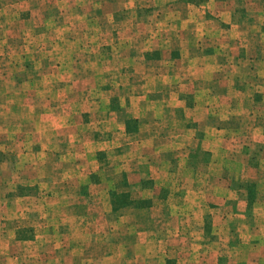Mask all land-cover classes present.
<instances>
[{
  "label": "rangeland",
  "instance_id": "rangeland-1",
  "mask_svg": "<svg viewBox=\"0 0 264 264\" xmlns=\"http://www.w3.org/2000/svg\"><path fill=\"white\" fill-rule=\"evenodd\" d=\"M0 264H264V0H0Z\"/></svg>",
  "mask_w": 264,
  "mask_h": 264
},
{
  "label": "crops",
  "instance_id": "crops-1",
  "mask_svg": "<svg viewBox=\"0 0 264 264\" xmlns=\"http://www.w3.org/2000/svg\"><path fill=\"white\" fill-rule=\"evenodd\" d=\"M206 65V64H205ZM227 76H225V78H226ZM147 91H149V90H147ZM150 96H152V95H150ZM153 96L154 97H157V98H159V96H158V94L157 93H155V94H153ZM143 98H145V99H149V97H145V96H143ZM170 98H169V95H167V100H169ZM161 101H163V99H161ZM141 107H144L145 108V105L141 102V100H139V102H137L136 104H135V108L137 109V110H141ZM59 177H63V178H70V177H77V176H58V177H56V179H55V181H57L58 179H59ZM76 180V179H75ZM57 185V184H56Z\"/></svg>",
  "mask_w": 264,
  "mask_h": 264
}]
</instances>
